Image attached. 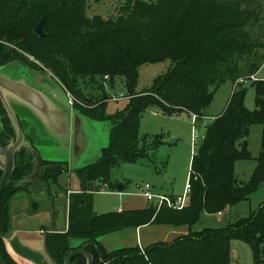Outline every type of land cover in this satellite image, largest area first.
Returning <instances> with one entry per match:
<instances>
[{"label": "trees", "instance_id": "1", "mask_svg": "<svg viewBox=\"0 0 264 264\" xmlns=\"http://www.w3.org/2000/svg\"><path fill=\"white\" fill-rule=\"evenodd\" d=\"M43 17L46 35L40 37L34 28ZM263 20L261 6L252 0H126L110 18L90 17L87 0H0V67L23 59L19 51L35 56L76 97V109L95 122L112 124L110 144L100 160L75 172L81 190L69 196L67 231L46 234L53 264H65L68 253L79 247L93 255L94 264H231L233 239L251 247L254 264H264V203L236 223L204 230L195 227L203 213H221L248 200L264 182V80L252 78L264 64ZM167 59L170 69L149 89L134 93L139 66ZM117 76L125 77L132 94L123 109L108 113L111 97L104 84ZM228 79L237 87L225 112L206 125L192 159L191 191L184 208L155 204L137 210H94V193L102 185L117 188L112 180L116 165L155 152L158 140L147 145L139 142L144 113L157 108L168 116L187 112L203 118L213 101V88ZM241 79L253 81V111L245 106L247 89ZM82 81L100 88L103 100L88 99ZM0 122V144L7 147L16 131L1 99ZM253 125L262 126L261 153L251 179L240 182L236 162L253 158L248 140ZM35 164L28 148L16 152L15 169L0 201V256L5 264H13L2 240L12 227L14 198L10 197L29 193L38 182L58 185L60 176L70 170L66 160L41 158L37 181L25 182ZM2 175L0 167V180ZM146 224L187 225L189 233L145 248L110 251L101 242L105 236ZM87 262L83 254L72 260V264Z\"/></svg>", "mask_w": 264, "mask_h": 264}, {"label": "rangeland", "instance_id": "2", "mask_svg": "<svg viewBox=\"0 0 264 264\" xmlns=\"http://www.w3.org/2000/svg\"><path fill=\"white\" fill-rule=\"evenodd\" d=\"M125 1L126 0H87V13L90 17L96 15H100L104 18L115 17L119 7ZM252 1L255 2L256 5L261 6L262 17L264 18V0ZM261 27L264 28V20L261 23ZM255 29L260 30L261 28L257 26ZM262 33L264 34V31ZM19 52L22 54L23 59L12 60L4 64L1 66L3 72L12 75L14 78L24 79L30 83L31 86L43 90L46 96H48L58 109H62L66 113L78 110L74 107L76 97L62 85L56 72L46 67L35 56L28 53L23 54L22 51ZM171 66L172 63L169 59L154 63H144L139 66L138 79L133 88V92L141 93L149 89L155 80L165 74ZM256 76L257 80H264V64L256 73ZM240 81L247 89L244 98L245 106L253 111L256 109V90L253 81L250 79L246 82L243 80ZM81 87L88 95V99L98 103L103 100L102 90L100 88L98 89L97 87L86 84L84 81H82ZM236 87V84L231 79H228L221 86L215 89L213 88V101L204 112L205 116L199 118L197 122H195L192 115L187 112L168 116L163 114L159 109L153 108L156 112L148 110L144 113L140 121L139 142L147 145L148 143H153L158 140L155 152L150 153L151 156L148 155L140 158L137 162H124L116 165L112 170V180L114 182H120L119 184L124 183L128 188L123 192H113L110 191L111 189L109 187L103 188L102 186L100 188L101 190L94 194V210L98 213H106L118 209L122 211L144 209L149 208L151 205H155L157 202L156 199L148 200L141 192L140 187L146 183L153 185L155 194H164L170 197H172L171 195H183L186 184L190 180L191 161L203 141L206 133V125L210 124L215 118L221 116L225 112ZM104 88L111 97L110 100L107 101L108 113H115L118 109H123L130 98L129 95L132 94L124 76H117L113 81L106 80ZM83 102L86 103L84 100ZM29 113L32 115L34 111L24 105H19V112L17 115L24 129L26 139H32L33 145L38 148L42 158L66 160L71 164V152L68 150L66 142H64L65 137L61 135L60 139H58L53 133H49L47 131L48 129L42 124L38 117V125L34 128L36 122H34L32 118H28L27 115H29ZM94 124L99 128L98 130L96 129L98 135L105 141L104 147L108 146L110 144L112 124L109 121H94ZM194 126H197L200 132L199 139L196 142H193ZM95 140H97V138H93L90 151L87 150L83 158L85 156V158H92V154L96 151V148H94L96 146ZM248 140L249 149L253 158L238 160L236 162V175L240 182L249 181L257 166V158L261 153V125H253L251 127ZM83 163L85 162L81 161L78 165ZM62 177H70V186L72 189L79 184L77 183L79 182L77 174L65 173ZM40 183L47 186V191L44 194L23 192L10 198L15 199L26 194L27 197L31 196L32 209H34L33 206L37 204L39 205L40 214H50V225L53 221L56 223V220L58 222L63 219L66 220L65 195L68 197V188H62L61 191H57L58 189L54 182ZM56 191L62 194H60V197H58L56 201V211L58 215L52 220L51 211L49 209L54 205L53 200L56 199ZM263 203L264 182L258 190L252 193L248 200L240 201L221 213H203L195 227L197 230H204L206 228H220L228 224L236 223L242 218L248 217L251 211L259 208ZM231 246V264H254L253 252L246 242L240 239H233Z\"/></svg>", "mask_w": 264, "mask_h": 264}, {"label": "water", "instance_id": "3", "mask_svg": "<svg viewBox=\"0 0 264 264\" xmlns=\"http://www.w3.org/2000/svg\"><path fill=\"white\" fill-rule=\"evenodd\" d=\"M46 17H43L40 22L34 28L35 34L40 37L46 35L45 30ZM0 99L2 100L8 115L12 121V124L16 130V138L7 147L0 144V167L3 169V175L0 180V201L3 196L4 190L8 183L11 181L16 162V152L21 147H26L32 151L35 155V169L29 178H26L25 182H36L38 173L41 169V154L32 141H29L25 137V132L18 117L19 105H24L27 108H31L34 113H29L28 118H32L38 123L37 117L42 124L48 129L49 133L60 139L61 135L65 137L64 142L71 147L72 158L71 167L72 171L85 169L100 160L103 155L104 143L98 135L97 128L94 124V120L87 114H84L80 110L66 113L62 109H58L54 103L46 96L43 90L31 86L26 80L21 78H14L2 71L0 67ZM56 120V128L53 121ZM0 122V130H1ZM97 132V133H96ZM93 138H97L96 151L92 154V158H83V155L90 151ZM71 142V145L68 142ZM83 158V159H82ZM81 161L85 163L78 165ZM69 162V161H68ZM118 191H123L125 186L122 184L117 185ZM35 204L34 206H36ZM83 254L87 257V264H94L93 255L85 249V247H79L73 249L68 253L65 258V264H72L73 258ZM0 264H5L0 256Z\"/></svg>", "mask_w": 264, "mask_h": 264}, {"label": "crops", "instance_id": "4", "mask_svg": "<svg viewBox=\"0 0 264 264\" xmlns=\"http://www.w3.org/2000/svg\"><path fill=\"white\" fill-rule=\"evenodd\" d=\"M255 78L257 79L256 74H255ZM151 112H156V111L151 110ZM33 121L35 122L34 119ZM53 124L54 127L56 128V120L53 121ZM36 125L38 124L36 123L34 128L36 127ZM96 128L97 130L99 129L98 126H96ZM100 138L104 143L105 142L104 139L101 136ZM68 143L71 145L70 141ZM68 150L71 152V158H72L71 147H68ZM67 173L76 174L74 171H72L71 167L69 172ZM58 183H59L58 185L54 183L57 186L58 189L57 191L59 190L61 191L62 188L65 189L68 188V197L67 195H65L66 197L65 210L67 214L66 220L63 219L60 220L59 222L56 220V223H54L53 221V223L50 225L49 224V221H51L49 219L50 214L48 213L40 214L39 205H36L35 207L33 206L34 209H32V199L31 196L27 197L26 196L27 194L17 197L12 201L11 203L12 227L3 235L2 240L6 253L13 264H53L52 259L48 254L46 247V234L48 232H53V231L54 232L67 231L69 227V222H68L69 196L71 193H76L81 190L80 180L79 182H77L79 184L74 189H72V187L70 186L71 183L70 177L65 178L62 177L61 175ZM116 183L118 185L120 182L116 181ZM121 184L125 186L124 190L128 188L126 184L124 183ZM102 186L103 188L108 187V185H102ZM152 188L154 192L155 188L153 187V185ZM46 191H47V186H45L43 183L40 182L32 185L30 188V194L33 193L44 194ZM57 191H56V199L54 198L55 200H53L54 205L52 208L50 207L49 209L51 211L50 213L52 216V220H54V217L56 218V216L58 215V212L56 211V201L58 200V197H60V194H62V193H57ZM110 191L117 192L118 189L117 188L114 190L111 189ZM123 191H119V192H123ZM171 196L176 197L174 195ZM93 205H94V197H93ZM116 211H122V210L118 209ZM188 233H189V227L187 225L176 227L170 224H162V225L146 224L136 229H127L105 236L101 239V242L110 251L120 247L139 246L141 248H145L157 242H172L179 237L188 235Z\"/></svg>", "mask_w": 264, "mask_h": 264}, {"label": "built area", "instance_id": "5", "mask_svg": "<svg viewBox=\"0 0 264 264\" xmlns=\"http://www.w3.org/2000/svg\"><path fill=\"white\" fill-rule=\"evenodd\" d=\"M253 79H255V76H252ZM106 79H108V76H106ZM242 80V79H241ZM72 102V101H71ZM192 117L195 122H197L198 117L197 115L192 114ZM199 129L197 126L193 127V142H196L199 139ZM196 153V152H195ZM191 191V181L189 180L185 187V192L181 196L176 197H170L168 195H159L155 194L153 192L152 185L150 183H146L141 186V192L142 194L147 197L148 200H157L156 205H158V208H160L163 205H167L170 208L175 209H182L187 204L188 195Z\"/></svg>", "mask_w": 264, "mask_h": 264}]
</instances>
